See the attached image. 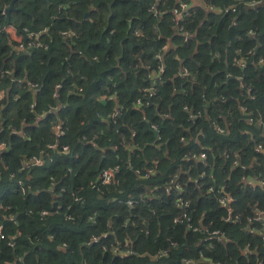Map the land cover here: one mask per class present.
<instances>
[{"label": "trees", "instance_id": "obj_1", "mask_svg": "<svg viewBox=\"0 0 264 264\" xmlns=\"http://www.w3.org/2000/svg\"><path fill=\"white\" fill-rule=\"evenodd\" d=\"M251 1L204 0L176 21L177 0H16L9 23L0 0V264H264L249 219L264 217V183L245 181L264 182V0ZM4 25L42 44L17 48ZM174 174L182 190L166 192ZM124 241L134 253L113 252Z\"/></svg>", "mask_w": 264, "mask_h": 264}, {"label": "built area", "instance_id": "obj_2", "mask_svg": "<svg viewBox=\"0 0 264 264\" xmlns=\"http://www.w3.org/2000/svg\"><path fill=\"white\" fill-rule=\"evenodd\" d=\"M156 1H159V0H156ZM258 2V0H252L249 5L251 6H254L256 3ZM9 6V4H4L2 6V10H3V13H5V9ZM192 6L185 2V1H182V0H177L176 4L172 7L171 9V13L173 15V19L176 20V21H182L184 19L185 16H187L189 13V9L191 8ZM209 8L211 9L212 6H209ZM150 10L153 11V14L154 16H156L160 11L157 10L155 4L153 3L151 5V8ZM231 11L234 12L235 11V7H232L231 8ZM2 29H4L6 32H8L9 36L11 39L15 40L16 41V47L17 48H20V49H30V48H33V47H36V46H39L41 45L42 43L38 40V38L41 36V34L43 32H31L29 31L26 27H23L22 31L25 33V38H23V35L19 32H17L16 28L13 27L12 25H4L2 27ZM178 30L183 32L185 34V38L188 37V34L186 33V31H184L183 27L182 26H179L178 27ZM135 33L137 34L138 31H135ZM250 33V31L248 32ZM63 34H68L69 36H75V33L74 32H68V31H65L63 32ZM167 45H164L162 46V48H166ZM156 58H161V55H160V52H158L156 55H155ZM261 61V60H260ZM235 62L240 66V67H244L245 66V63L244 61L241 59V58H238L235 60ZM163 72V66L162 65H159L158 67V75H160L161 73ZM188 73L187 69L184 68L181 72L182 75H186ZM30 86L32 88H36L37 85L36 84H31L29 83ZM60 87L59 84H56L55 86V91L53 92V95L55 97H58V92H57V89ZM148 92H152L154 90L153 87H149L148 89H146ZM137 104H140L141 103V100L140 99H137ZM60 107V105L58 106H50V109L47 110V111H44L42 113V115H44L45 113L47 112H50L51 110H57L58 108ZM186 108V107H185ZM187 109V108H186ZM245 110V108H243ZM115 115V113H113V116ZM197 114H194L192 113L191 116L192 117H196ZM257 126L259 128H262L264 129V120H258L257 121ZM152 128L154 130H157L158 131V126L153 124L152 125ZM52 129L54 130L55 134H62L63 133V130H62V127H61V123H55L53 126H52ZM217 131L219 133H222L224 131L223 128H220V127H216ZM182 139V138H181ZM48 147L49 148H57V144H54V143H50L48 144ZM7 148V144L5 141H0V154L6 150ZM63 152H66L68 150V146L64 145L60 148ZM256 149L257 150H263V147H262V144L261 143H257L256 144ZM199 158L200 159H204L206 158V152L205 151H201L199 153ZM42 163L41 161V157L39 156H32L30 159H27V162H26V166H30V165H38ZM237 164V161H233V166H236ZM25 166V167H26ZM118 170V166H115L113 168H102L101 171H100V179H101V184H109L112 182L113 180V177H114V173ZM153 170L150 169L148 170V172H145L144 173V177H148L150 173H152ZM203 174V173H202ZM251 182H255L257 184H263L264 182L262 180H260V178H254V181L251 180ZM171 189H175V190H178V191H181L182 190V185L181 183L178 181V177L176 174H174L168 181L167 185L165 186V191L166 192H169ZM25 189L22 188V191H24ZM215 189L213 186H209L208 187V191L210 192H213ZM216 193L218 194L217 196V199H218V202L227 208V216L224 218V220L226 221H230L232 219L236 220L238 219V215H234L232 217L231 215V208L229 207L230 205V202L233 200L231 196H229L227 193L224 192L223 188L221 187L220 189H217L216 190ZM77 200H79L77 198ZM127 204L130 206V207H133V201L132 200H128L127 201ZM188 205V202L187 201H182V199L179 197L176 199V206L177 207H185ZM257 213L254 214L252 217H250L249 219L251 221H257V220H261L262 222V225H263V232H264V217H263V212L262 211H259L257 210L256 211ZM48 210H45V209H42L39 211V215L40 216H46L48 214ZM174 222H181V220H179L178 218H174ZM186 222H187V225H188V228H192V224L190 223V218H186ZM195 229V228H194ZM2 230V227L0 226V238L4 239V235L2 234L1 232ZM211 235H215V236H218L220 238L224 237L223 233H221L220 231L218 230H212L210 232ZM97 237L96 236H93L91 240H96ZM89 243V242H88ZM174 244V243H173ZM112 250L114 253L116 254H122V255H126V254H131V253H134L133 250L131 249L130 245H129V242L128 241H124V242H116L114 246H112ZM244 250L246 252H250V248H249V245H247ZM168 254V251L166 249H163L161 251H159L157 253L156 256L154 257H162V256H166ZM186 263H193L192 260H186L185 261Z\"/></svg>", "mask_w": 264, "mask_h": 264}, {"label": "water", "instance_id": "obj_3", "mask_svg": "<svg viewBox=\"0 0 264 264\" xmlns=\"http://www.w3.org/2000/svg\"><path fill=\"white\" fill-rule=\"evenodd\" d=\"M15 1L16 0H11V2H10V4H9V6L5 9V14H6V16H7V18H8V22L10 23V21H9V15H10V12L11 11H15V10H21V9H18V8H15V6H14V3H15ZM88 15V13H86V16ZM224 72L225 73H227V68H224ZM229 77H231V76H229ZM157 130H154V134H155V136L157 135ZM29 191H31V189H29ZM37 192H39V191H36V192H34V193H37Z\"/></svg>", "mask_w": 264, "mask_h": 264}, {"label": "crops", "instance_id": "obj_4", "mask_svg": "<svg viewBox=\"0 0 264 264\" xmlns=\"http://www.w3.org/2000/svg\"><path fill=\"white\" fill-rule=\"evenodd\" d=\"M186 1L190 2L191 6H201L204 0H186ZM251 180L254 181V178L249 177L245 179V181L249 182L250 184H257L255 182H251Z\"/></svg>", "mask_w": 264, "mask_h": 264}]
</instances>
